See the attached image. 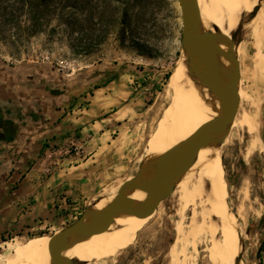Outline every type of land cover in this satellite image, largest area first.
<instances>
[{
  "label": "rangeland",
  "instance_id": "1",
  "mask_svg": "<svg viewBox=\"0 0 264 264\" xmlns=\"http://www.w3.org/2000/svg\"><path fill=\"white\" fill-rule=\"evenodd\" d=\"M155 3V14L147 29L135 32L134 37L130 33L121 36L118 25L107 24L106 32L99 24L90 29L85 12L80 16L77 33H70L65 25L56 27L57 22L52 21L29 37L14 27L16 21L3 18L8 26H0L1 59L12 65L51 64L56 70L54 73L58 71L63 77L69 75L63 83L67 82L76 93L93 95V90L113 80L112 86L115 85L121 99L118 107L111 111L116 120L108 143L93 150L86 166L73 170L82 175L78 180L81 190L66 198L69 209L56 215L41 231L19 237L4 236L0 252L6 241L8 257L30 239L48 238L72 224L79 218H75L77 212L116 193L122 182L133 177L149 159L148 140L159 130L158 122L165 119L164 111L170 106L167 81L183 54L178 0H156ZM223 10L229 11L227 6ZM232 33L236 34L240 65L239 92L243 91L239 114L245 113L251 125L244 123L231 129L220 145V165L227 199L239 223L242 239L243 247L237 260L243 264H263L264 0H257L250 12L241 15ZM87 103L89 100H84L85 108ZM76 140L68 141L69 146L61 142L53 144L51 166L57 165L64 148H67L66 154L78 151ZM192 209L193 206L184 208L179 194L173 190L129 246L98 258L83 257L77 264H211L207 256V234L195 238L190 233L193 232L189 225ZM217 227L220 233L221 225ZM182 247L184 255H181Z\"/></svg>",
  "mask_w": 264,
  "mask_h": 264
},
{
  "label": "crops",
  "instance_id": "2",
  "mask_svg": "<svg viewBox=\"0 0 264 264\" xmlns=\"http://www.w3.org/2000/svg\"><path fill=\"white\" fill-rule=\"evenodd\" d=\"M55 71L51 64L12 65L0 58V241L41 231L68 210L66 198L81 190L82 175L73 170L86 166L114 129L111 111L121 103L115 81L93 95L76 93L63 83L69 75L57 71V77ZM73 137L78 151L66 154L62 147V157L51 166L53 144L69 146ZM2 246L0 264H6V241Z\"/></svg>",
  "mask_w": 264,
  "mask_h": 264
},
{
  "label": "bare ground",
  "instance_id": "3",
  "mask_svg": "<svg viewBox=\"0 0 264 264\" xmlns=\"http://www.w3.org/2000/svg\"><path fill=\"white\" fill-rule=\"evenodd\" d=\"M256 2L257 0H198L204 27L210 32L217 28L226 36H230L237 27L241 15L250 12ZM224 6L228 7V12L223 10ZM222 48L226 49V46L222 45ZM180 59L167 81L171 101L170 106L164 111L165 119L158 122L159 130L147 143L149 159L157 157L184 140L197 127L214 116L206 88L190 75L184 53ZM242 93L243 91L239 92V97ZM245 117V113L239 114L231 129L243 126L244 123L248 126L250 123ZM220 155V146L200 151L191 168L176 183L174 192L179 194L184 208L193 206L189 223L193 232L190 233H193L195 238L207 234L209 240L207 256L210 263L243 264L241 260H237L243 245L239 223L227 199L228 191L223 180ZM143 195L142 192H135L132 198L141 199ZM104 198L94 205L96 207L104 205L107 201V198ZM149 218H116L104 233L76 244L66 256L77 259L98 258L127 247ZM217 224L221 225L220 233ZM178 228L180 232L183 230L182 223ZM47 239L45 236L30 239L23 248H19L8 258L6 264H48ZM181 252L183 253L181 255H184V248Z\"/></svg>",
  "mask_w": 264,
  "mask_h": 264
},
{
  "label": "water",
  "instance_id": "4",
  "mask_svg": "<svg viewBox=\"0 0 264 264\" xmlns=\"http://www.w3.org/2000/svg\"><path fill=\"white\" fill-rule=\"evenodd\" d=\"M181 18V49L188 70L210 96L214 116L167 151L142 164L122 182L100 207L88 206L72 224L48 236V264H77L66 253L76 244L104 233L116 218L151 217L176 183L191 168L198 153L220 146L240 109V65L236 34L226 36L217 28L208 31L202 22L198 0H178ZM226 46V49L222 48ZM142 192L141 199H133ZM77 259V260H76Z\"/></svg>",
  "mask_w": 264,
  "mask_h": 264
},
{
  "label": "trees",
  "instance_id": "5",
  "mask_svg": "<svg viewBox=\"0 0 264 264\" xmlns=\"http://www.w3.org/2000/svg\"><path fill=\"white\" fill-rule=\"evenodd\" d=\"M155 2L156 0H0V26H8L3 18H10L16 21L14 27L25 37H29L50 22L56 21V27L65 25L70 33H77L80 30V16L85 12L90 29L99 24L100 29L106 32L107 24L118 25L121 36L130 33L134 37L135 32L147 29L155 14Z\"/></svg>",
  "mask_w": 264,
  "mask_h": 264
},
{
  "label": "built area",
  "instance_id": "6",
  "mask_svg": "<svg viewBox=\"0 0 264 264\" xmlns=\"http://www.w3.org/2000/svg\"><path fill=\"white\" fill-rule=\"evenodd\" d=\"M81 214H82L81 211L80 212H77L75 218L77 219Z\"/></svg>",
  "mask_w": 264,
  "mask_h": 264
}]
</instances>
